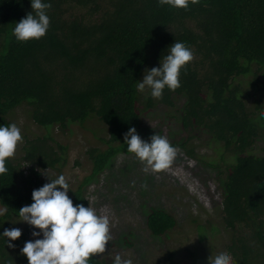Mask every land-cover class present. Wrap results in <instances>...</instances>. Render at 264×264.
<instances>
[{"label": "trees", "instance_id": "trees-1", "mask_svg": "<svg viewBox=\"0 0 264 264\" xmlns=\"http://www.w3.org/2000/svg\"><path fill=\"white\" fill-rule=\"evenodd\" d=\"M42 2L51 4L47 34L18 42L13 29L31 12V0H0V126L11 124L22 105L34 125L46 126L24 139L21 157L7 159L8 172L0 175V205L7 208L0 216V264H28L21 253L26 234L9 248L3 232L13 228L12 214L33 202V190L56 179L43 171L66 164V145L52 136L54 128L75 125L87 142L102 144L86 151L90 172L69 191L74 205L87 207L83 187L113 155L127 152L124 134L137 129L138 113L156 103L170 106L178 96L188 141L171 145L202 160L189 139L205 133L213 143L216 158L203 162L221 177L225 248L235 264H264V0H200L188 9L158 0ZM174 42L195 57L181 70V87L165 88L159 100L150 89L137 91L142 70L160 67ZM175 222L163 208L147 211L152 235ZM89 264L108 262L94 256Z\"/></svg>", "mask_w": 264, "mask_h": 264}, {"label": "rangeland", "instance_id": "rangeland-1", "mask_svg": "<svg viewBox=\"0 0 264 264\" xmlns=\"http://www.w3.org/2000/svg\"><path fill=\"white\" fill-rule=\"evenodd\" d=\"M146 74L143 69L141 80ZM183 99L178 96L170 106L156 103L142 109L138 113L137 134L143 139L158 134L166 136L169 141H188L186 136L189 132L180 126L179 106ZM137 105L142 107V101ZM26 108V105L18 106L9 117L11 123L20 128L23 141L42 134V129H46V126H36L31 122ZM53 131L52 136L66 145L67 160L59 171L45 169L43 172L56 178L64 175L72 190L90 172L91 163L86 151L102 144L87 142L75 125L68 124L64 132H58L56 128ZM206 138L205 133H198L189 139L202 160L189 157L181 148L173 146L177 154L170 169L146 173L144 165L134 154L119 151L85 184L83 191L89 206L95 208L97 214L107 213L110 219L112 239L106 252L98 258L108 264H113L117 254L122 259L131 258L133 264H171V261L209 264V257L214 258L227 251L224 243L228 233L220 216L221 177L203 162L216 158L213 143L207 142ZM22 143L11 159L21 157ZM258 144L257 140L255 146ZM153 206L171 212L176 219L172 227L157 235H152L146 223L147 211ZM0 208L4 207L0 205ZM19 219V213H13L9 221L13 228H19L26 234V241L42 238V234L31 235L39 229ZM199 224L204 225L200 231ZM191 251L195 253L191 254Z\"/></svg>", "mask_w": 264, "mask_h": 264}, {"label": "clouds", "instance_id": "clouds-1", "mask_svg": "<svg viewBox=\"0 0 264 264\" xmlns=\"http://www.w3.org/2000/svg\"><path fill=\"white\" fill-rule=\"evenodd\" d=\"M199 2L200 0H158L160 5L182 9H188L190 3ZM50 8V3L31 0V12L16 23L13 29L15 39L18 42H28L44 37L50 26L47 15ZM194 58L193 50L184 42H174L169 53L160 62V67H152L143 75L136 86L137 91L144 92L147 88L153 99H162L165 88L175 91L181 87V70ZM260 115L264 117V112ZM22 142L21 130L15 123L0 126V175L8 172L6 160L15 156L17 147ZM124 142L127 144V151L144 165L143 171L146 173L166 172L176 158L177 149L166 136L154 134L150 137V142H146L134 127H130L124 134ZM69 190L65 176L60 175L33 190V202L18 210L20 221L39 229L31 235L36 237L42 234L40 239L26 241L21 249L28 264H89L92 257L106 252L112 239L108 214H97L96 209L89 206V202L87 207L83 204L74 205L67 194ZM6 212L7 208H0V216ZM3 235L8 238L7 246L13 248L15 245L11 241L20 238L22 232L19 228H6ZM208 260L209 264H235L227 251L218 253L214 258L209 257ZM113 264H133V261L131 258L122 259L117 254Z\"/></svg>", "mask_w": 264, "mask_h": 264}]
</instances>
